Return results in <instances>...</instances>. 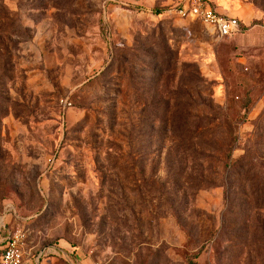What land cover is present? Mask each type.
I'll return each mask as SVG.
<instances>
[{
	"label": "rangeland",
	"instance_id": "rangeland-1",
	"mask_svg": "<svg viewBox=\"0 0 264 264\" xmlns=\"http://www.w3.org/2000/svg\"><path fill=\"white\" fill-rule=\"evenodd\" d=\"M202 1L240 32L181 0H0V240L24 264H264V0Z\"/></svg>",
	"mask_w": 264,
	"mask_h": 264
},
{
	"label": "built area",
	"instance_id": "built-area-1",
	"mask_svg": "<svg viewBox=\"0 0 264 264\" xmlns=\"http://www.w3.org/2000/svg\"><path fill=\"white\" fill-rule=\"evenodd\" d=\"M167 14L187 21L200 22L219 38L231 37L240 32V24L236 18L215 12L202 0H181L180 4L168 10ZM21 239L20 232H16L0 240V264H24L23 252L20 249Z\"/></svg>",
	"mask_w": 264,
	"mask_h": 264
},
{
	"label": "trees",
	"instance_id": "trees-1",
	"mask_svg": "<svg viewBox=\"0 0 264 264\" xmlns=\"http://www.w3.org/2000/svg\"><path fill=\"white\" fill-rule=\"evenodd\" d=\"M200 124V123H199ZM196 125V126H194V128L192 129V131H189V129H188V131H187V133H189V134H191V136H189V140H198V139H202V138H204V133H205V131L207 130V127H208V125L209 124H211V123H208V124H200V125ZM231 140V143L232 144H230L229 145V147H228V150H227V155H226V162H228L229 161V158L231 157V154H232V148H233V142L235 141V139H233V138H231L230 139ZM230 165H229V163H226V168H228Z\"/></svg>",
	"mask_w": 264,
	"mask_h": 264
},
{
	"label": "water",
	"instance_id": "water-1",
	"mask_svg": "<svg viewBox=\"0 0 264 264\" xmlns=\"http://www.w3.org/2000/svg\"><path fill=\"white\" fill-rule=\"evenodd\" d=\"M45 251H46V250H43V251L41 252V254H40L41 257L44 255Z\"/></svg>",
	"mask_w": 264,
	"mask_h": 264
}]
</instances>
